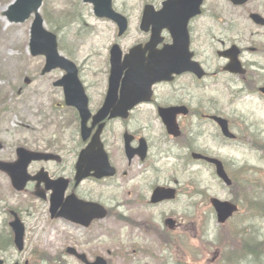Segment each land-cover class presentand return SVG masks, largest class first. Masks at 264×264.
Here are the masks:
<instances>
[{"label":"flooded vegetation","instance_id":"af4514ba","mask_svg":"<svg viewBox=\"0 0 264 264\" xmlns=\"http://www.w3.org/2000/svg\"><path fill=\"white\" fill-rule=\"evenodd\" d=\"M166 1L169 0L142 1L138 28L133 31L131 29L132 14L130 8L128 5H126L127 8L122 5L118 7L119 3L114 0L118 10L127 17L130 29L123 36H119L117 33V37L109 47L106 77L100 83L91 84L84 79L82 69L75 61L79 67L80 81L91 113V117L87 122L90 134L85 140L82 135V119L78 108L68 105L64 88L55 85L63 78L64 72H61V77L53 82L56 95L50 103V109L44 110V100L41 98L42 108L41 111H35L36 120L28 122L29 118L24 120L22 118V122H26V124L24 122L20 126L22 129L14 135L9 134L8 137L11 136L12 140L19 136L18 140L12 142L0 139V163L8 165L15 173H18L17 170L20 171V168L16 169L14 167L20 160L19 150L54 156V158L47 160H32L29 162L26 173L30 179L21 191L16 189L10 173L0 170V175L7 181V188L10 192L7 199L0 197V264H68L67 255L78 264H84L76 256L68 254L69 248L85 255L89 261L105 258L108 264H111L113 255L108 257L109 251L107 249L102 250L103 253H97L93 250L87 251L84 248L104 237L115 240L116 235L99 233L96 230L100 226L105 227L104 225H107L106 220L111 217L116 219L119 225L129 222V217L120 209L121 206L118 208L117 215H113L112 211L115 207L113 202L95 193L92 188L87 189L86 184L93 183L99 187L121 188L122 186L116 182L131 175L134 163L145 166L153 156L157 157L160 153H164L162 152L163 149H160V143L161 145H167L168 143L171 145L173 143L169 148L176 149V154H174L179 160L187 159L190 162L204 164L205 161L203 160H194L193 154L199 153L211 156L208 152L199 149V144L207 132L206 130L213 129L217 132L218 141L222 143L223 147H238L264 165V118L255 119L253 115L240 112L235 106L244 99L256 98L264 109V92H261L264 90V62H262L264 60V45L257 48L236 44L231 37L238 38L242 34L239 30L240 25L235 22V19L232 21L223 20L226 16L215 11L214 3L216 4L219 0H205L202 13L192 18L188 23L190 51L193 54V60L201 66L203 77L200 78L198 74L193 72L176 74L173 71L176 68L179 69L182 60L172 63V49L181 54L182 49L180 47L175 48L176 39L173 33L169 29H158V23L149 26L148 30L141 28L144 8L147 5H152L158 11ZM253 1L255 0H251L246 6L238 9L245 10ZM230 6L236 9L233 5L230 4ZM252 13L264 17L259 12L248 11L244 15L245 25L248 23L257 31L264 30V27L255 24L251 20ZM131 32L135 35L133 40L129 42ZM114 44H118L121 48L123 59L132 49H138L136 59L139 62L144 61L145 64L149 63L152 53L163 54V57L161 56L163 62L159 65L155 63V66H159V74H163L161 76L166 78L155 82H152L151 79V84L147 79L142 84L137 82L134 86V96L136 98L142 97L144 101L129 109L127 118L119 115L124 104V93H127L128 90L124 86L127 69L123 72L116 92L110 93V51ZM234 46L239 50L238 57L241 66L229 70L231 59L225 53ZM247 52L251 53L249 57ZM178 57L179 59L182 58V56ZM43 69L44 66L41 75L45 76L43 75ZM12 99L13 97H8L7 93L0 98V119L8 117L13 109L15 114L17 113L18 110L14 106L13 109L9 106ZM110 99L111 102L108 104ZM27 101L29 102L28 98L23 100L22 106L27 107ZM105 107L108 113L106 118L94 125L93 118ZM163 109L179 110L176 114V121L181 132L180 137L175 138L169 134L160 115V111ZM31 111L33 110L24 109L27 114ZM113 114L116 116L112 117ZM215 118L226 120L229 130L235 137L232 139L226 138ZM100 128V144L108 156L109 164L114 168L115 174L109 177L97 178L93 176L95 171H91L90 176L78 184L76 177L80 155L84 150L90 148ZM61 131L64 135L65 131H70L72 136L67 135L68 137L64 138L61 136ZM157 131L163 132L158 139L154 137ZM13 132H15V129ZM158 140H160V143H157ZM8 147L10 149L5 152ZM127 149L132 154L131 156L128 154ZM166 156L170 155L166 154ZM224 164L231 165V173L235 177H237L238 171L242 175L244 174L241 167H252L248 166V163L240 164L236 160L224 161ZM122 165L125 166L124 169H122ZM263 167H260V179H264ZM151 169L152 167H148V171ZM252 175L255 176L252 172L248 177ZM157 187H175L178 193L182 190L180 185L177 184L173 186L172 184L152 183L143 190V198L146 200L148 193L149 198H151ZM55 189L59 192L64 190L63 202L71 197L73 200L84 203L97 204L106 210V217L102 220L95 219L88 226H85L72 220V217L61 216L64 206H60L55 214L52 213V196ZM182 198L186 209L188 197L183 194ZM170 203L172 202H165L158 206ZM199 205L200 202L196 200L197 212L199 211ZM146 207L155 208L157 206H152L147 199ZM170 217H163L164 222ZM75 218L79 219L80 216ZM44 219L51 225L62 224L78 231L82 239L69 241L70 245L61 253L52 255L43 251L35 242H37L40 223ZM125 225L127 224L125 223ZM94 231L97 234L95 236L92 235ZM119 237H116L118 238L116 240L119 241Z\"/></svg>","mask_w":264,"mask_h":264},{"label":"rangeland","instance_id":"374dc122","mask_svg":"<svg viewBox=\"0 0 264 264\" xmlns=\"http://www.w3.org/2000/svg\"><path fill=\"white\" fill-rule=\"evenodd\" d=\"M142 1L146 2L147 0H116L119 3L118 7L122 5L127 8L126 5H128L130 8V13L132 14L131 29L133 31L138 28ZM10 2L11 0H0V96L7 93L8 97H13L9 106L11 109L14 106L18 111L15 114L13 109V112H10L8 117L0 119V139L2 141L13 142L17 141L19 136L12 140L11 136L8 137L9 134L14 135V133L22 129L20 126L25 122H22V118L23 120L29 118L28 122L36 120L35 111H41L42 108L41 98L44 100V110L50 109V103L55 99L56 95L53 82L60 78L62 73L61 71H55L49 75H41L45 59L43 57H32L28 46L33 19L31 18L22 24L8 23L4 12ZM83 5L81 0H47L41 12L43 16L51 11L57 15L59 11L76 9L84 15L86 29H90L87 31L89 35H85L83 38L76 35L78 30L74 29V26L71 30L58 31V33L47 23L46 28L58 34L59 38L65 40V43H67L66 48L70 47V55L65 51V48L61 52L64 56H70L69 58H72L80 65L83 78L91 84H97L106 77L109 47L117 37V29L112 22L96 18L93 14L92 6L85 7ZM214 9L217 13L226 16L223 20L232 21L235 19V22L240 25L239 30H241L242 34L238 38L231 37L236 44L257 48L264 45V30L257 31L253 26L248 23L245 25L244 23V15L248 11L259 12L264 15V0L253 1L245 10L234 9L225 0H219L216 4L214 3ZM79 27L81 26L79 25ZM134 35L135 33L131 32L129 42L133 40ZM249 54L251 53L247 52L248 57ZM27 98L29 100L26 103L27 107L22 106V101ZM235 106L240 112L253 115L255 119L264 118V109L256 98L244 99ZM24 109L33 111L27 114L24 112ZM14 129L15 132H13ZM206 131L203 139L200 141L199 149L226 162L236 160L240 164L248 163V166L252 167L264 166L255 157L238 147H223L222 143L218 141V135L215 130L207 129ZM61 132V136L64 138H67V135L72 136L70 131H65V135L63 131ZM162 133L157 131L154 137L158 139ZM157 143H160V140ZM172 144L161 145L160 143L159 145L160 149H163L162 152H167L166 154L170 156L160 153L157 157L153 156L145 166L134 163L131 175L116 182L122 186L121 188L99 187L93 183L86 184V188H92L95 193L111 200L115 206L112 211L113 215H117L118 208L121 206L120 209H122L123 213L135 223H139L141 220L144 223L147 221L153 222L156 228H166L163 217L171 216L176 218L181 224L178 232L173 233L167 228L166 231L158 229L164 243L167 244L164 245L162 242L160 243L157 236L155 237L153 230L147 233L138 227L125 225V223L119 225L116 219L111 217L106 220L107 225H104L105 227L100 226L99 229L95 230L99 233L114 234L116 237L120 236L119 241L116 240L118 239L116 237L115 240L104 237L84 249L87 251L93 250L97 253H103L102 250L107 249L109 251L108 257L113 255L111 257L112 264H175L177 260L178 262L180 261V256L177 252L181 250L182 253H185L182 248L187 247L190 249L191 254L195 255V259L193 261L185 260V264H230L223 261L226 241L231 234L230 230L232 228L243 230L245 227H249V223H254L252 221L253 216L247 215L243 211L230 224L219 227L209 204V197L230 200L232 196L231 190L226 188L217 179L213 168L205 164L190 162L187 159H177V156H175L176 149L173 147L169 148ZM9 149L8 147L5 152ZM148 167H152V169L148 171ZM260 167L254 170L249 168L248 173L252 174L253 172L256 177H260ZM124 168L125 166L122 165V169ZM231 168V165L228 164L227 169L230 174ZM241 171L244 173L242 169ZM241 175L242 173L238 171L237 177L243 180L244 177ZM152 183L161 185L172 184L173 186L177 184L186 193L191 188L200 186L199 188L207 196L205 198L203 194V202L199 208L201 219L199 221H190L184 218L185 207L183 198H180L175 203L147 208L146 201L150 199V195L148 193L145 200L142 193ZM242 192H240V195ZM9 195L7 181L0 175V197L7 199ZM255 223L253 224L254 230L252 229V231H255L257 235L264 238V223L261 219ZM96 231L93 232V236L97 235L95 234ZM73 239H82L78 231L62 224L51 225L44 219L40 223L37 242L35 243L43 251L53 255L63 252L70 245L69 241ZM173 242H175L174 245L178 246L180 244L181 246H178L179 248L175 247L176 250H174V248L170 247ZM66 260L68 264H78L73 258H69L68 255L66 256ZM242 264H252V261L248 259Z\"/></svg>","mask_w":264,"mask_h":264},{"label":"water","instance_id":"95a60500","mask_svg":"<svg viewBox=\"0 0 264 264\" xmlns=\"http://www.w3.org/2000/svg\"><path fill=\"white\" fill-rule=\"evenodd\" d=\"M45 0H15L5 12V17L9 23L21 24L29 20L34 16V21L31 26V38H30V51L34 57L44 56L46 58V65L43 69V74L52 72L55 69H61L66 72V75L58 81L55 85L64 88L65 97L68 105H73L78 108L81 119H82V135L84 140L89 136L90 129L87 127V122L91 117V113L88 108V100L84 92L82 83L79 80L78 68L75 63L62 57L58 50V38L57 36L48 31L45 28V21L41 15V7ZM84 3L92 4L94 6L95 15L98 18H105L114 21L120 31V35H123L128 29V22L125 17L115 12L113 9V0H83ZM234 5L242 6L250 0H229ZM204 0H175L164 3V7L160 12H155L153 7L147 6L144 11V19L142 22V28L148 30L149 26L158 23V29H169L175 39V48L180 47L182 54L175 52L172 49V56L176 55L186 58L182 61L179 69L176 68L174 72L180 74L182 72L190 71L200 74L198 69L199 65L192 62V54L189 52V37L187 32V25L189 20L194 16L201 13V6ZM251 18L257 23L264 26V19L257 14H252ZM138 49H134L131 53L122 61V53L118 46H114L111 50V77H110V93L116 92L120 79L123 76L124 70H128L125 76V92L122 109H120L119 115L123 118H127L129 109L139 102H143L142 97L136 98L134 96V86L137 84L144 83L145 79L151 84L156 80L165 79L163 74H159V66H155V63L163 62V54L152 53L149 63L145 64L144 61L139 62L136 59L138 56ZM231 59V69L240 65L238 61V49L233 48L227 52ZM178 59V58H177ZM172 63H175L172 60ZM146 74L144 75V72ZM201 76V75H200ZM169 78V77H168ZM111 99L108 101V104ZM179 112L177 109L160 111V115L163 118L169 134L174 137H179L181 132L179 130L176 114ZM106 107L101 110L94 118V125L104 120L107 116ZM116 116L115 114L112 117ZM220 124L223 134L228 138H234V135L230 133L227 121L221 118H215ZM102 128V126H101ZM99 129L97 135L93 139L92 145L89 149L84 150L77 164V177L76 181L79 184L84 179L90 176L91 171H95L94 175L97 178H103L105 176H113L115 170L110 166L108 156L102 149L99 140ZM98 149V150H97ZM128 154H130L127 149ZM132 154H130L131 156ZM195 159H202L210 164L215 165L216 174L220 180L224 182L228 187L232 186V181L229 178L224 165L221 161L205 157L200 154L193 155ZM20 160L16 166V169L20 168L18 173L11 170L6 164L0 163V170L10 173L13 178L14 185L17 190L21 191L24 189L26 183L30 179L26 173L27 166L32 160H41L54 158L52 155L31 153L25 150H19ZM144 159V157H143ZM177 192L172 188L158 187L154 190L151 203L159 204L164 201L174 200ZM64 201V190L60 192L55 189L52 196V213L59 209L60 206H64L61 211V216L80 222L81 224L88 226L94 219H103L106 217L107 212L101 206L94 203H84L73 198H68ZM211 204L216 212L217 220L219 224H225L230 218H232L239 210L238 206L229 202L221 201L217 198L211 199ZM76 216H80L76 219ZM166 224L171 228L175 229V221L168 219ZM68 253L76 256L78 259L83 261L85 264H107L103 258H98L95 262L91 263L87 260L85 255H80L75 249L69 248Z\"/></svg>","mask_w":264,"mask_h":264},{"label":"trees","instance_id":"16d2710c","mask_svg":"<svg viewBox=\"0 0 264 264\" xmlns=\"http://www.w3.org/2000/svg\"><path fill=\"white\" fill-rule=\"evenodd\" d=\"M77 14V11L67 9L66 11H59L57 15L52 11L47 12L44 14V18L47 24L58 33V31L71 30L73 26H82V19ZM65 46V41L60 39L61 49H64ZM255 183H257L256 186H252L253 183L250 186L249 182H241L238 179H233V186L231 188L232 200L241 206L245 214L253 216L252 221H254V223H249V227H245L243 230H236V228L229 229L231 234L226 241L223 258L224 262L242 264L250 259L252 264H264V238L257 235L255 231H252L253 224H256L255 222L260 219L264 222L263 186L260 182ZM240 192H242L241 195ZM203 194L206 198V194L202 192V196ZM233 236H235V238H233ZM163 244L167 245L166 243ZM178 246L181 245L178 244ZM178 246L174 245V242L170 245L174 250H176L175 247ZM182 249L185 253H181V250H179L177 254L180 256V259L183 258V261L180 260L178 262L177 260L175 264H185V260L193 261L195 259V255L191 254L189 248L186 247Z\"/></svg>","mask_w":264,"mask_h":264}]
</instances>
